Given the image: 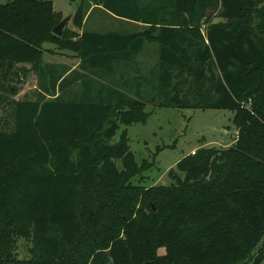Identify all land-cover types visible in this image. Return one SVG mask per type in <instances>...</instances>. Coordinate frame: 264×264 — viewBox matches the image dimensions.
<instances>
[{
    "label": "trees",
    "instance_id": "obj_1",
    "mask_svg": "<svg viewBox=\"0 0 264 264\" xmlns=\"http://www.w3.org/2000/svg\"><path fill=\"white\" fill-rule=\"evenodd\" d=\"M5 1L0 105L18 65L37 69L39 92L0 131V264H264V0H89L142 28L76 42L54 34L53 0ZM45 43L78 66L44 65ZM147 44L159 47L151 67L138 61ZM148 105L232 111L238 140L184 157L170 186H135L152 164L126 134L113 140ZM19 237L32 243L25 262Z\"/></svg>",
    "mask_w": 264,
    "mask_h": 264
},
{
    "label": "rangeland",
    "instance_id": "obj_2",
    "mask_svg": "<svg viewBox=\"0 0 264 264\" xmlns=\"http://www.w3.org/2000/svg\"><path fill=\"white\" fill-rule=\"evenodd\" d=\"M52 2L54 12L60 16V23L69 19L63 35L66 34L72 42H76L84 30L99 33L111 31L131 33L142 28V26L118 20L102 8L93 7L89 0H53ZM5 3V0H0V4ZM88 5H91V9L83 19L82 28H78L75 24L77 13L80 8L85 11ZM214 22L219 23L224 20L216 16ZM70 34L76 36L70 37ZM43 51L44 65L64 64L76 68L80 62L75 53L63 50L53 43H45ZM157 58H159L158 45L147 44L138 61L151 67ZM13 70L10 72H14V75L5 74V86L12 87L14 92L2 90L5 101L0 105V131H11L14 127L12 115L14 102L35 100L39 92V73L32 64L18 65ZM146 111L149 117L145 123H136L131 126L121 124L113 140V143L119 142L126 134L137 162L140 165L144 162L152 164L151 169L133 180L135 186L144 189L170 186L173 183L170 172L174 171L177 163L193 150L229 149L238 140V132L233 122L235 114L232 111L157 108L152 105H148ZM117 166L120 170L123 169L120 160L117 161ZM31 249L32 243L27 238H17L15 258L24 262L30 260Z\"/></svg>",
    "mask_w": 264,
    "mask_h": 264
},
{
    "label": "water",
    "instance_id": "obj_3",
    "mask_svg": "<svg viewBox=\"0 0 264 264\" xmlns=\"http://www.w3.org/2000/svg\"><path fill=\"white\" fill-rule=\"evenodd\" d=\"M68 20L69 19H65L63 20L59 25H57L54 29V34L59 36V37H62L63 35V31H64V28L65 26L67 25L68 23Z\"/></svg>",
    "mask_w": 264,
    "mask_h": 264
},
{
    "label": "built area",
    "instance_id": "obj_4",
    "mask_svg": "<svg viewBox=\"0 0 264 264\" xmlns=\"http://www.w3.org/2000/svg\"><path fill=\"white\" fill-rule=\"evenodd\" d=\"M196 152H197V150H193V151L191 152V155H195Z\"/></svg>",
    "mask_w": 264,
    "mask_h": 264
}]
</instances>
